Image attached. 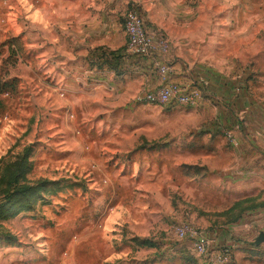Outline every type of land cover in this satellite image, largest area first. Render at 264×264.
<instances>
[{
  "label": "rangeland",
  "instance_id": "374dc122",
  "mask_svg": "<svg viewBox=\"0 0 264 264\" xmlns=\"http://www.w3.org/2000/svg\"><path fill=\"white\" fill-rule=\"evenodd\" d=\"M92 3L90 36L123 40L94 59L75 53V0H0V264H264V225L243 235L240 201L209 185L201 144L185 143L188 107L137 101L148 90L122 25L129 9L151 10L180 61L221 67L264 112V0ZM179 225L207 237L205 254Z\"/></svg>",
  "mask_w": 264,
  "mask_h": 264
},
{
  "label": "crops",
  "instance_id": "0c3cea01",
  "mask_svg": "<svg viewBox=\"0 0 264 264\" xmlns=\"http://www.w3.org/2000/svg\"><path fill=\"white\" fill-rule=\"evenodd\" d=\"M81 1L88 2L86 7L88 15L84 18V5ZM89 1L91 0H75L77 58L85 56L90 51L89 57L94 59L97 58L98 52L96 51L95 55L93 50L100 46H105V51L112 52L123 45V40L118 43L113 38L109 39V36L105 37V40L90 36L97 28V20L94 15L95 4L89 5ZM117 8V4L112 5L113 15ZM138 8L148 31L164 33L159 29L160 24L157 20L153 19L151 10ZM147 20L153 22L151 27L148 26ZM115 54L107 55L108 58H105V61L108 59V63L114 64V67L122 60L117 58L120 55L117 54L118 56L115 57ZM178 54L169 49L163 59L172 68L171 80L183 87H195L201 94L196 107H188L181 112L183 116L178 123L185 133V143L190 146H194L197 142L201 144L198 148L201 150L203 148L204 153L198 166L209 174V185L215 186V189L221 193L231 194L234 200L240 201V208L245 213L236 223L241 225L243 235H248L254 225H264V138L260 134L264 130V112L259 107H249L246 96L241 97L239 93V86H243L241 81L235 78L229 79L221 67L218 68L211 63L204 65V63L192 62L187 58L182 62ZM130 58V72L140 74L136 76L137 86L148 91L155 89L160 84V80L150 74V62L134 56ZM119 75L123 76L121 84L127 85L130 81V78H127L129 74ZM119 90L122 91L124 88ZM223 129L230 130L237 146L231 145L221 137ZM199 131L200 135L196 134ZM194 163L197 165V162Z\"/></svg>",
  "mask_w": 264,
  "mask_h": 264
},
{
  "label": "built area",
  "instance_id": "2783aa9c",
  "mask_svg": "<svg viewBox=\"0 0 264 264\" xmlns=\"http://www.w3.org/2000/svg\"><path fill=\"white\" fill-rule=\"evenodd\" d=\"M122 25L127 51L134 57L148 60L150 74L160 80V84L155 89L142 93L137 101L159 106L174 103L185 107H196L201 99L200 90L195 87H183L171 80L172 68L163 60L169 52V40L166 35L159 31H148L138 7H133L125 13ZM223 134L228 143L237 146L230 130L224 129ZM261 135L264 138V131ZM173 232L180 239L190 238L197 254L206 253L208 241L203 233L182 225L176 226ZM228 257L229 250L224 248L218 255V260L224 263Z\"/></svg>",
  "mask_w": 264,
  "mask_h": 264
},
{
  "label": "trees",
  "instance_id": "16d2710c",
  "mask_svg": "<svg viewBox=\"0 0 264 264\" xmlns=\"http://www.w3.org/2000/svg\"><path fill=\"white\" fill-rule=\"evenodd\" d=\"M14 173H17V172H14ZM29 190H31V188H29V187H20V188H17L12 194V196L15 198V197H17V196H22L23 194H26ZM26 192V193H25ZM9 196V195H8ZM8 196L7 197H5L6 199L8 198Z\"/></svg>",
  "mask_w": 264,
  "mask_h": 264
},
{
  "label": "water",
  "instance_id": "95a60500",
  "mask_svg": "<svg viewBox=\"0 0 264 264\" xmlns=\"http://www.w3.org/2000/svg\"><path fill=\"white\" fill-rule=\"evenodd\" d=\"M264 243V231L260 232L255 238V245H260Z\"/></svg>",
  "mask_w": 264,
  "mask_h": 264
}]
</instances>
